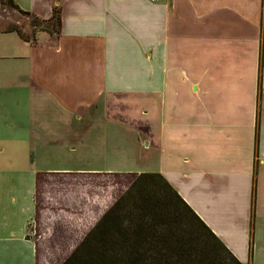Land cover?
I'll list each match as a JSON object with an SVG mask.
<instances>
[{
  "label": "crops",
  "instance_id": "0c3cea01",
  "mask_svg": "<svg viewBox=\"0 0 264 264\" xmlns=\"http://www.w3.org/2000/svg\"><path fill=\"white\" fill-rule=\"evenodd\" d=\"M13 1L59 19L30 40L0 30V264H37L39 173L98 165L161 173L233 256L264 264V0ZM19 65L20 122L3 104Z\"/></svg>",
  "mask_w": 264,
  "mask_h": 264
},
{
  "label": "trees",
  "instance_id": "16d2710c",
  "mask_svg": "<svg viewBox=\"0 0 264 264\" xmlns=\"http://www.w3.org/2000/svg\"><path fill=\"white\" fill-rule=\"evenodd\" d=\"M1 2L41 22L18 9L13 0ZM55 19L58 22V16ZM22 29L0 27L16 31L25 40L35 39ZM132 174L130 184L60 264H244L161 173Z\"/></svg>",
  "mask_w": 264,
  "mask_h": 264
},
{
  "label": "rangeland",
  "instance_id": "374dc122",
  "mask_svg": "<svg viewBox=\"0 0 264 264\" xmlns=\"http://www.w3.org/2000/svg\"><path fill=\"white\" fill-rule=\"evenodd\" d=\"M14 12L16 11L0 0V27L15 25L24 28L25 30L22 31L28 37L35 35L39 30L52 33L56 31L58 22L55 18L40 22L20 13L15 16ZM22 67L19 65L10 70L9 74L15 78L12 88L7 89V92H11L3 102L6 109H11L14 117H18L19 122L22 121V113L15 114V112L17 108L21 112L26 100L25 74H23L26 70ZM75 160L77 159L69 162L62 160L60 167L75 169V165L81 161ZM53 164L48 163L44 167L59 168V165L53 166ZM97 167L101 169L98 170L101 173L53 169L41 172L36 196L37 209L29 223V235L37 245L41 246L37 254V264H60L66 257L65 254L72 250L99 216L133 180L132 173H114L119 171L105 170L99 165Z\"/></svg>",
  "mask_w": 264,
  "mask_h": 264
}]
</instances>
